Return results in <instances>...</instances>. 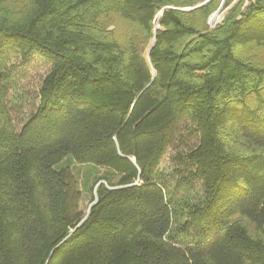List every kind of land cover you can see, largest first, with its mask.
<instances>
[{
    "label": "trees",
    "instance_id": "obj_1",
    "mask_svg": "<svg viewBox=\"0 0 264 264\" xmlns=\"http://www.w3.org/2000/svg\"><path fill=\"white\" fill-rule=\"evenodd\" d=\"M221 1L0 0V264H264V0Z\"/></svg>",
    "mask_w": 264,
    "mask_h": 264
},
{
    "label": "rangeland",
    "instance_id": "obj_2",
    "mask_svg": "<svg viewBox=\"0 0 264 264\" xmlns=\"http://www.w3.org/2000/svg\"><path fill=\"white\" fill-rule=\"evenodd\" d=\"M222 4H223V0L221 1L219 7L208 19V24L212 28H214L223 19V14L226 9H222ZM154 22L156 24V27H158L157 22L156 21ZM248 49L249 48L247 47L245 50ZM251 50L253 51V49ZM255 51H257L259 55H261L264 58V49H255ZM16 63H18L15 66L17 69V71L15 72V77H16L15 86L18 91L16 93L19 95L18 101L19 99L20 100L24 99L22 109L28 112V110L32 108L35 105V103H37V92L42 79L48 73L50 64L38 56H32L31 58H29V60L26 63L17 62V60ZM15 67H13V69ZM196 138L197 136L195 134H193V136L192 135L189 136L186 134L187 145L185 146L181 144L179 150L183 151L185 150V148L187 149L191 145L196 144L197 143ZM173 154L174 152H172L171 149H168L167 153L163 157V160L160 164L161 169L167 175L171 174L173 170L169 161V157L173 156ZM60 165L68 166L71 172L73 173L81 193L80 208L83 212H87L90 205L92 204L93 201L92 199L95 197V190H92L93 182L96 180V178L97 179L104 178L105 176H109V175L102 168H98L92 165L79 164L77 162H74L69 157H66ZM113 179L117 180L116 177H114ZM99 182H104V181L101 179L99 180ZM196 189H197V195L201 194V188H196ZM176 195L182 197L188 196V194L185 193L184 191H178Z\"/></svg>",
    "mask_w": 264,
    "mask_h": 264
},
{
    "label": "water",
    "instance_id": "obj_3",
    "mask_svg": "<svg viewBox=\"0 0 264 264\" xmlns=\"http://www.w3.org/2000/svg\"><path fill=\"white\" fill-rule=\"evenodd\" d=\"M197 6H198V5H197ZM186 9H188V8H186ZM153 43H154V38H152V40H151V44H150V46H149L147 52L145 53V57H146L148 63H150V62H149V50H150V48L153 46ZM132 160H133V159H132Z\"/></svg>",
    "mask_w": 264,
    "mask_h": 264
}]
</instances>
